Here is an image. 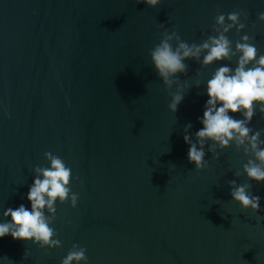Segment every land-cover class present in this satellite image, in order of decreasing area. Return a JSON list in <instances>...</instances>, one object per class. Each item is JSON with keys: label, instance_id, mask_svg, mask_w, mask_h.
Instances as JSON below:
<instances>
[{"label": "water", "instance_id": "95a60500", "mask_svg": "<svg viewBox=\"0 0 264 264\" xmlns=\"http://www.w3.org/2000/svg\"><path fill=\"white\" fill-rule=\"evenodd\" d=\"M233 10L248 13L240 35L264 54V0H0V222L8 207L30 210L45 152L65 160L79 194L74 209L56 204L59 249L5 236L0 264H61L73 244L87 264H264V182H250L260 211L241 212L228 181L246 182L234 175L242 152L230 146L213 161L206 144L208 167L196 172L183 140L186 125L193 139L202 127L206 82L235 60L186 61L166 92L148 55L159 24L198 44ZM178 87L185 95L172 114ZM249 126L264 129V119Z\"/></svg>", "mask_w": 264, "mask_h": 264}, {"label": "clouds", "instance_id": "9594fccd", "mask_svg": "<svg viewBox=\"0 0 264 264\" xmlns=\"http://www.w3.org/2000/svg\"><path fill=\"white\" fill-rule=\"evenodd\" d=\"M135 3L156 8L162 0H135ZM247 20L248 13L244 10L218 14L212 34L198 44L182 40L177 31H169L164 24H159L158 28L162 30L159 43L151 48L148 55L166 92H170L173 85H179L177 74H187L186 61H194L201 68H206L214 62L235 60L234 69L225 64L206 82L208 99L200 120L202 127L193 139L189 133L192 125H186L183 140L189 145L187 159L195 165L196 172L208 167L206 144L213 161L218 160L219 151L230 146L242 152L246 162L234 175L237 178L245 176L246 182L228 181L231 202L239 205L241 212L255 215L260 211L261 197L252 193L250 182H264V140L261 139L264 129L254 131L249 125L257 113L264 119V54L258 52L252 36L248 33L240 35L247 26ZM257 20L264 23V12L258 14ZM233 29L239 36L235 42L228 36ZM184 95L179 87L171 94L169 112L175 114ZM229 113H238L243 118L236 119ZM44 160L47 167L32 169L34 179L27 193L30 210L23 204L4 210L5 222H0V238L11 236L13 240L30 242L50 251L62 246L52 227L56 220L57 202L61 205L67 203L74 209L79 194L70 187L72 169L62 157L49 151L44 153ZM61 264H87L86 249L73 244Z\"/></svg>", "mask_w": 264, "mask_h": 264}]
</instances>
